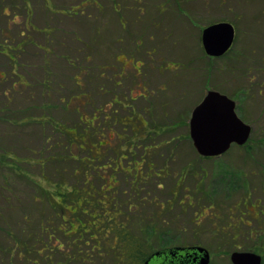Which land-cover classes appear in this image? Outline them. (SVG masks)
Wrapping results in <instances>:
<instances>
[{
	"label": "rangeland",
	"instance_id": "obj_1",
	"mask_svg": "<svg viewBox=\"0 0 264 264\" xmlns=\"http://www.w3.org/2000/svg\"><path fill=\"white\" fill-rule=\"evenodd\" d=\"M114 1L117 2L115 7H112L113 2L104 1V7L97 10L92 18H82L79 36L82 41L72 40L73 23L62 24L67 36L65 31L60 34L54 32L70 50L59 46V40L53 41L54 46L67 55V62L70 60L79 67L66 66V61L50 57L55 65L51 79L60 81L62 72L71 79L76 72L80 76L81 88L78 87L82 97L78 101L81 102L69 104L51 95L54 101L47 110L49 118L39 124L36 122L32 127L31 144L29 137L26 144L22 138L19 143L10 141V137L2 138L4 148L11 150L19 159H29H17L10 164L11 159L4 157L0 167V264H35L36 259L43 264L46 261L43 257L52 254V249H68L67 241L73 235L52 227L65 224L63 220H68L66 217L70 212H66L62 220L60 211L51 206L50 197L59 202L66 184L77 189L87 188L89 184L98 188L104 179L100 175L98 177L96 171L108 177L110 168H86L83 162L87 159L93 163V157H99L102 149L100 160L95 159L94 162L99 165L106 161L114 163L110 159H118L116 148L125 140L115 135L110 150L100 144L103 137L100 138V131L96 132L93 116L98 113L96 123L103 125V131L107 132L104 120L107 113L111 114L107 121L112 124V114L120 117L128 114L116 99L112 104L111 92L118 94L124 102L136 81H145L150 94L148 100L157 108L151 107L152 112L143 110L142 114L151 127L156 120L167 128L156 139L152 135L151 141L161 140L163 156L156 158V165L165 166L164 170L168 168L170 177L156 179L161 182V188L144 184L137 194L138 198L144 199L138 209L159 211L164 202L170 210L158 220L161 222L163 217L168 223L173 239L169 245L198 242L210 250L214 264H232L230 254L235 250L254 251L264 257V247L260 251L254 250L255 243L264 246V214L260 213L257 220L252 217L256 216L254 208L264 212V0ZM14 2L20 3L19 13L23 15L22 3ZM244 3L248 7L246 10ZM257 6L263 10V17L259 19L263 23L257 24L256 20L253 25L250 24L251 14L257 11ZM242 7L248 11V20L243 16ZM55 10L49 8L47 11L52 19L58 16ZM227 19L236 22V25L233 23L235 42L226 55L209 58L202 50L200 37L203 28ZM55 25H58L57 19ZM63 36L66 40H62ZM118 54L121 58L125 56V60H117ZM35 72L42 77V72ZM70 79L65 80L67 95L72 92L68 89ZM209 90L219 91L236 100L238 115L252 125L253 131L247 145H233L221 156L202 159L188 138V123L193 109ZM145 101L141 99V106L147 104ZM133 104L140 108L138 100ZM41 106L35 104L34 114H40L45 108ZM181 119L183 124H173ZM112 128L117 133L131 132L119 123L113 124ZM166 141L174 144L172 151ZM187 161L191 164L182 173L185 189H179L168 202L167 199L173 195L175 178L181 175V168ZM121 162L126 164L127 160ZM141 169L143 173L148 170L145 164ZM86 170L90 173L87 180ZM202 176L203 180L196 187L195 182ZM117 177L119 189H124L126 194L133 192L128 183L132 175L120 171ZM189 195L193 196L192 205L188 203ZM70 196L73 197L72 194ZM246 197L247 201L244 200ZM252 202L257 206L252 208ZM60 206L69 210L62 204L55 208ZM204 207V215L197 217L195 213ZM69 221L74 222V219ZM228 221H241L239 227L243 231H221V225ZM41 223L48 229L46 233H39ZM67 223L64 228L68 227ZM224 232H230L226 240L221 237ZM232 233L234 237H231ZM41 248L44 250L38 254L35 250ZM60 253L57 251L52 260L60 259ZM96 261L94 264H112L113 258L106 256L101 263L97 258Z\"/></svg>",
	"mask_w": 264,
	"mask_h": 264
},
{
	"label": "trees",
	"instance_id": "obj_2",
	"mask_svg": "<svg viewBox=\"0 0 264 264\" xmlns=\"http://www.w3.org/2000/svg\"><path fill=\"white\" fill-rule=\"evenodd\" d=\"M116 136L123 139L122 133L116 134ZM85 138L89 144V136ZM101 139L103 140L100 141V144L107 143L106 138ZM122 145L119 144L120 153L111 168L109 177L106 178L105 174L96 171L98 177L100 175L104 179L98 188L89 184L87 188L77 189L76 186L66 184L65 193L59 202L50 197L51 206L60 211L58 212L62 220L64 214L70 212L66 217L68 220H63L65 224L66 221L68 222L67 228H64L65 224L61 223L52 229L61 230L64 234L73 236L69 237V242L67 241V250L60 251L59 247L52 249V254L43 257V260H46L43 264H94L96 258L101 263L106 256L113 258L112 264H143L152 253L173 241L168 223L164 221L163 217L161 222L158 220L160 215L157 210L152 212L151 208L146 207L150 209L147 210L149 212L141 211L138 207H141L144 199L138 198L137 192L134 199L135 192L126 194L124 189H119L117 174L120 171L126 173L121 163ZM95 159L99 158L93 157V163L85 159L84 167L107 168V162L99 165L94 162ZM84 174L87 180L89 171L86 170ZM139 189L140 187L133 188L136 191ZM70 193L73 197L70 196ZM61 204L67 206L69 210L61 209L62 206L55 208ZM160 206L162 208V204ZM70 218H73L74 222L69 221ZM47 230L46 226L41 223L39 233H46ZM226 230L239 233L238 230H234L226 224L221 225V231ZM224 234L221 237L225 240L228 239L230 232H224ZM234 236L235 234L232 233L231 237ZM260 248L261 246H254L256 251H260ZM43 250L44 248L35 251L39 254ZM57 251L61 252V258L53 261L52 256ZM34 261L35 264H41L38 259Z\"/></svg>",
	"mask_w": 264,
	"mask_h": 264
},
{
	"label": "crops",
	"instance_id": "obj_3",
	"mask_svg": "<svg viewBox=\"0 0 264 264\" xmlns=\"http://www.w3.org/2000/svg\"><path fill=\"white\" fill-rule=\"evenodd\" d=\"M4 1L0 0V167L3 166L4 157L11 159L10 164H13L17 159L18 161H28L29 159V157L19 159L11 150L4 148L2 138L10 137V141L17 140L18 143L22 138L26 144L29 137L31 144V129L34 128L36 122L39 124L38 122L49 118L50 114L47 113V110L50 109L49 105L54 101L51 99L53 96H58L61 102L69 104L80 103L81 101L78 99L82 97L78 87L81 88L80 76L76 75V72L71 79L63 72L60 76L64 79L59 78L60 81L57 82L51 79L52 69L55 65L48 56L45 46L50 36L51 21L62 19V22L59 23L61 32L65 31L64 35L67 36L65 26L62 24L68 22V14L56 11L58 16L56 19H52L48 15V7L43 0H18L22 3L21 7L25 12L21 15L19 2L7 0L4 3ZM244 4L243 7L246 10L248 7L246 3ZM256 9L257 11L251 14L250 19V24L253 25L263 23L259 20L260 17H263V10L258 6ZM96 11L95 8L88 9L87 18H92ZM247 13L248 11H244L245 18H247ZM84 14L85 12H82L80 16H84ZM227 22L236 25V22L229 19ZM62 40H66V37L63 36ZM35 71L42 72V77L36 75ZM69 79L70 84L67 88L69 92L70 90L72 92L67 95L68 92L65 93L67 85L65 84ZM53 87H56V90L52 91ZM51 95L53 96L51 97ZM35 104H41V108L45 107L39 115L34 114Z\"/></svg>",
	"mask_w": 264,
	"mask_h": 264
},
{
	"label": "flooded vegetation",
	"instance_id": "obj_4",
	"mask_svg": "<svg viewBox=\"0 0 264 264\" xmlns=\"http://www.w3.org/2000/svg\"><path fill=\"white\" fill-rule=\"evenodd\" d=\"M43 1L46 4V6L48 7V9L49 8H53V9H56L55 11H60L63 14H68V18H67L68 22L74 24V29L72 30V35H74V38H72V40L74 42L78 41V39H80L79 36H80V33H81L80 29L82 27V18H84V17L86 18L88 16V9L95 8V10H99L101 7H104L103 6L104 1L113 2L114 5L112 7H115L116 3H117L114 0H43ZM82 12H85L84 16H80L82 14ZM51 22H52V24L49 25V28L51 30V31H49L50 36H49V39L47 40V44L44 43L45 46L47 47V49H46L47 50V54H48L49 57H55L56 59H62L64 61H66V60H68L67 55H65L64 53H61L59 51V49H57L54 46V44H53L54 43L53 41L59 40V41H57L59 46H61L64 49H69V48L65 47V42L61 43L60 42L61 39L58 37V35H56V33H54L56 31H58L59 34H60L61 25H59V23L62 22V19L58 20V25L57 26L55 25V21H51ZM220 22H227V21H220ZM209 25H211V24H209ZM209 25H207V26H209ZM205 28H203V30ZM52 34L54 35L53 37L51 36ZM202 34H203V31H202L201 37H200L202 50H203L204 54L207 55L209 58L222 57V56L226 55V53H228L230 51V49L232 48V46H233V44L235 42V38H234V42H233L232 46L222 56H210V55L207 54V52H206V50H205V48L203 46ZM235 37H236V28H235ZM80 41H82V39H80ZM80 41H78V42H80ZM120 56L121 55H119V54L116 55L117 60H119V59L120 60H122V59L125 60V56H123V58H121ZM87 58H89V56H87ZM66 65H68L69 67L72 66V67H75V68L79 67L78 65L73 64V62H71L70 60L66 63ZM141 68H143V67H141ZM138 70H142V69H139V67H138ZM133 77L135 78L136 76H133ZM135 84H136L135 86L132 85V87L130 88L129 95L124 97L125 98L124 102H122L120 100L118 94L111 92L112 104H114L113 99H116V103H122L123 104V108L126 109L127 113H128V114H126L124 116H121V117L112 114L113 124L119 123V124L123 125V127H124V129L126 131H127V127L131 130L130 133L129 132L122 133L125 142L122 145V155L123 156H122L121 160H127V163L126 164L123 163L122 165H123L126 173H128L129 175H132V178H128V180H129L128 183H129V185L132 188H136V189L138 187L142 188L144 184H146L147 187H150V186L154 185L157 188H159V187L161 188V182H157L158 180H156V179H159V178H165V179L166 178H170L168 176L169 175V170H168L167 167H166L167 169L164 170L163 168L165 166H161V165H158V164L156 165V158L160 159V157L163 156V152L161 151V146H160L161 145V140H156L154 142L151 141V140L153 139L152 135H154V139H156L155 137L159 136L167 128L166 127L164 128L156 120H154L153 126L152 127L150 126L151 124H150L149 120L147 118H145L144 115L142 114L143 110L148 111V112H152L153 109H151V107H153L154 109H157V108L153 106L151 100H148V99H150V94H148V92H147V86H146L145 81H142V82L136 81ZM161 87H162V85H161ZM141 99L142 100L144 99V100L148 101L147 104H144V105L141 106V104H140ZM137 100H138V105H139L140 108H138L137 105L133 104L134 102L136 103ZM235 103H236V100H235ZM235 108H236V112H237V110H238L237 103H236V107ZM96 113L97 112H94V114H96ZM192 113H193V111H192ZM192 113H191V117H192ZM98 117H99L98 113H97V115L93 116V121H94L96 130H97V131L96 130L95 131L97 133L99 131L101 132L100 133V137L104 138V136H106L105 138H106L107 143H105V144L103 143V144L108 146V148L110 150L111 147L113 146L112 140H113L114 136L116 134H120V133H117V132H115V130H113L112 122L109 123L107 121V120H110V118H111V114L110 113H107L104 116V120H106V124H107V126H105V127L108 128L107 132L103 131V125H100L99 123H96L97 122L96 119ZM191 117H190L189 123H188V125H189L188 138H190V140L192 141V139L190 137V120H191ZM182 122L183 121L181 119L180 121L174 122L173 124L179 125V124H183L184 123V122L183 123ZM247 124H249V123H247ZM98 125H99V128H98ZM249 125L251 126V134H252L253 128H252L251 124H249ZM251 134H250L249 139L247 140V142L245 144L239 145V144L234 143V144H232L230 146V148L233 145H238V146L247 145L249 140L251 139ZM145 139H148L149 142H147V140H145ZM262 139H264V138H262ZM171 140H172V137H171ZM162 141H164V140H162ZM166 142H168L167 146H169L170 147V151H172V149H174V144H170V141H166ZM192 144H193V142H192ZM193 147H194V145H193ZM112 149H114V148H112ZM229 149H228V151H229ZM102 151L103 150L101 149L100 150V156L98 157L99 158L98 160H100V158H101ZM116 152L120 153V151L117 148H116ZM225 153H223V154H225ZM198 155L202 159H209L211 157L221 156L222 154L221 155H217V156H202V155H200L198 153ZM110 160H113L114 163H115L114 159H110ZM106 162H107V168H110V171H111V168L114 166V163H110L108 161H106ZM142 164H145L146 167L148 168V170L146 172H144V173L141 171L142 170L141 169V165ZM190 164H191V161H187L186 166H183L181 168V175H179L178 177L175 178L174 190H172L173 195L171 196V198L167 199L168 202H171L173 197H175L178 194L179 189H182L183 187L185 189V185H184L185 177H182L183 176L182 173L186 172L187 166H189ZM106 173H107V171H106ZM110 173L111 172H109V175H110ZM109 175H108V177H109ZM204 176H202L201 178H199V180H197L195 182V184H196L195 186L196 187H198L200 185V183L203 180ZM147 179H153L154 181L153 180L147 181ZM251 187H252V183L250 185V189H251ZM133 192H137V194L139 195L138 191H136V190L134 191L133 190ZM188 198H189L188 203L190 205H192L193 202L191 201V199H193V196L189 195ZM244 200L247 201L248 197H246ZM157 203H158V201L155 202V205ZM161 204H162V208H160L159 211L157 210L159 212L160 216L164 215L165 212L167 213V211L170 210V207H168V206L165 207V203L164 202H162ZM256 206H257V204L252 202V208H254ZM205 211H206V209L204 207V208H202L199 211V213H198V211L197 212L195 211L196 212L195 214H197V217H198V215L203 216L204 214H202V213L203 212L205 213ZM253 212L256 215V216H254V215L252 216L254 218V220L258 219V216H259L260 213L264 214L262 209H257V208H254ZM237 222L238 223H235L234 221H228L225 224L228 227H230V228H232L234 230L243 231L242 228L239 227L240 226L239 222H241V221H237ZM248 225L250 226V224H248ZM252 230L253 229H251L250 232H252ZM197 245L202 246L198 242H196L194 244H190V245H174L173 244V245H167V246H165V247H163L161 249H158L157 251H161V250H164V249H170V248H176V247L189 248V247H193V246H197ZM254 245L255 246L264 247L263 245H257V243H255ZM157 251H155V252H157ZM238 251H245V250H238ZM210 254H211V252H210ZM258 254H260V253H258ZM186 255H187L186 252H183V254H175L174 256H172L169 251L160 252L158 255H152L151 258H153V260H152L151 264H196L195 261H194L196 257H191L189 255L188 256H186ZM150 256L147 259H149ZM211 260H212V257H211ZM230 260H231V254H230ZM263 261H264V257L262 256V264H264ZM145 262L143 264H145ZM210 264H214V263L212 261H210ZM232 264H233V262H232Z\"/></svg>",
	"mask_w": 264,
	"mask_h": 264
},
{
	"label": "water",
	"instance_id": "obj_5",
	"mask_svg": "<svg viewBox=\"0 0 264 264\" xmlns=\"http://www.w3.org/2000/svg\"><path fill=\"white\" fill-rule=\"evenodd\" d=\"M235 27L230 22H219L203 30V46L210 56H222L232 46ZM235 100L216 90H209L203 100L195 107L190 120V137L197 152L202 156H217L228 151L234 143L243 145L249 139L251 126L244 122L236 112ZM169 251L172 256L183 254L196 257V264H210L211 254L204 246L189 248L176 247L157 251ZM152 255L145 264H151ZM233 264H262V256L253 251H234Z\"/></svg>",
	"mask_w": 264,
	"mask_h": 264
}]
</instances>
